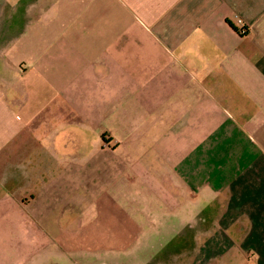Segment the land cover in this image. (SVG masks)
Returning a JSON list of instances; mask_svg holds the SVG:
<instances>
[{
	"label": "crops",
	"instance_id": "1",
	"mask_svg": "<svg viewBox=\"0 0 264 264\" xmlns=\"http://www.w3.org/2000/svg\"><path fill=\"white\" fill-rule=\"evenodd\" d=\"M0 264H264V0H0Z\"/></svg>",
	"mask_w": 264,
	"mask_h": 264
},
{
	"label": "built area",
	"instance_id": "2",
	"mask_svg": "<svg viewBox=\"0 0 264 264\" xmlns=\"http://www.w3.org/2000/svg\"><path fill=\"white\" fill-rule=\"evenodd\" d=\"M236 23L240 26L239 33L245 34L247 32V29L243 26L241 19H236Z\"/></svg>",
	"mask_w": 264,
	"mask_h": 264
},
{
	"label": "rangeland",
	"instance_id": "3",
	"mask_svg": "<svg viewBox=\"0 0 264 264\" xmlns=\"http://www.w3.org/2000/svg\"><path fill=\"white\" fill-rule=\"evenodd\" d=\"M100 131H102V130H100ZM103 132V131H102Z\"/></svg>",
	"mask_w": 264,
	"mask_h": 264
}]
</instances>
